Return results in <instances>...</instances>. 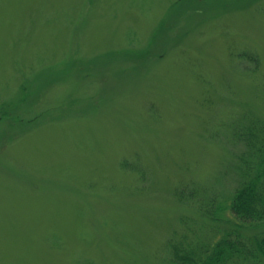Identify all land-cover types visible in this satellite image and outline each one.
I'll return each mask as SVG.
<instances>
[{
	"label": "rangeland",
	"instance_id": "374dc122",
	"mask_svg": "<svg viewBox=\"0 0 264 264\" xmlns=\"http://www.w3.org/2000/svg\"><path fill=\"white\" fill-rule=\"evenodd\" d=\"M263 117L264 0H0V264H163Z\"/></svg>",
	"mask_w": 264,
	"mask_h": 264
},
{
	"label": "trees",
	"instance_id": "16d2710c",
	"mask_svg": "<svg viewBox=\"0 0 264 264\" xmlns=\"http://www.w3.org/2000/svg\"><path fill=\"white\" fill-rule=\"evenodd\" d=\"M234 132L244 149L234 171L236 185L227 196L199 200L208 234L176 231L166 239L163 264H264V117ZM197 195L177 191L179 199Z\"/></svg>",
	"mask_w": 264,
	"mask_h": 264
}]
</instances>
